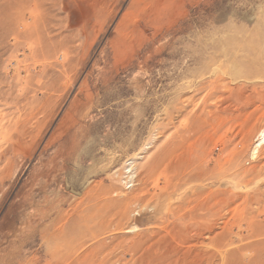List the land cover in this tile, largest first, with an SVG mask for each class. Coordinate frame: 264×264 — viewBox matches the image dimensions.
Instances as JSON below:
<instances>
[{
	"label": "rangeland",
	"instance_id": "374dc122",
	"mask_svg": "<svg viewBox=\"0 0 264 264\" xmlns=\"http://www.w3.org/2000/svg\"><path fill=\"white\" fill-rule=\"evenodd\" d=\"M263 59L264 0H0V264H264Z\"/></svg>",
	"mask_w": 264,
	"mask_h": 264
},
{
	"label": "bare ground",
	"instance_id": "6f19581e",
	"mask_svg": "<svg viewBox=\"0 0 264 264\" xmlns=\"http://www.w3.org/2000/svg\"><path fill=\"white\" fill-rule=\"evenodd\" d=\"M264 60V59H263ZM259 62V61H258ZM259 65V64H258ZM264 69V68H263ZM260 70V69H259ZM258 79V78H257ZM219 86V85H218ZM249 86V85H248ZM253 87H256V86H253ZM247 88V87H246ZM254 89V88H253ZM242 90V88L240 89V91ZM251 92H253V91H250L249 93H251ZM254 92H256L255 91V89H254ZM258 92V91H257ZM256 94V93H255ZM263 94V93H262ZM247 96V95H246ZM250 96H251V94H250ZM250 96H248V97H250ZM247 97V98H248ZM252 99V98H251ZM256 100V99H255ZM253 104H254V102H253ZM246 129V128H245ZM245 131V130H244ZM259 133V138H258V143L255 145V147L253 148V152H252V155L253 156H257V154H258V151H259V147H261V146H263L264 145V126H262L260 129H259V131H258ZM173 153V152H172ZM173 155V154H172ZM171 154L169 155V157H171L170 158V162H169V168H168V170L171 172V178L173 179L174 177L175 178H179L178 180H180V179H182V174H183V168H181V167H177V163H175V159L173 158V156H172ZM175 157V156H174ZM176 159H178L177 157H176ZM169 160V159H168ZM168 167V166H167ZM187 170V169H186ZM191 170V169H190ZM201 172V171H200ZM208 172V171H207ZM210 172V171H209ZM180 174V175H179ZM198 174H200V173H198ZM211 174V173H210ZM202 175L204 176V174H203V172H202ZM213 175H214V173H213ZM213 175H211V176H213ZM211 176H209V177H211ZM168 179V178H167ZM191 179V178H190ZM203 179V178H202ZM178 180H176L175 179V182H178ZM192 180V179H191ZM214 180H216V179H214ZM168 181V180H167ZM249 181V180H248ZM168 183V182H167ZM172 184V183H171ZM170 184V185H171ZM208 185V184H207ZM211 186V185H210ZM177 189V188H176ZM211 189V188H210ZM196 190V189H195ZM213 190V189H212ZM216 191H218V190H216ZM212 192L211 190L210 191H206V192H204V193H200V194H195V198L193 199L195 202H194V205L192 206V209H194V210H198V211H201V213H203V212H207V213H211V214H214V213H218V211H220V210H222L223 208H225V207H227L228 206V202H227V200L225 199V198H222V197H220L219 198V195H218V193L217 192ZM188 195V194H187ZM190 197V196H189ZM232 198V197H231ZM185 199V198H184ZM229 199V198H228ZM190 200V199H189ZM188 200V203L190 202ZM192 200V199H191ZM231 201L233 200V199H230ZM187 201V200H186ZM230 202V201H229ZM234 203V202H233ZM191 206V205H190ZM187 207L189 208V206L187 205ZM188 208H187V210H188ZM185 209V208H184ZM193 210V211H194ZM226 210V209H225ZM190 211V210H189ZM188 211V212H189ZM197 211V212H198ZM196 212V213H197ZM216 213V214H217ZM198 215V214H197ZM200 215H202V214H200ZM204 217V216H203ZM202 219H204V218H202ZM208 219H210V217H208ZM214 219V218H213ZM213 219H210V220H213ZM207 222V221H206ZM205 223V222H204ZM211 223H215V222H211ZM200 225H202V224H200ZM207 225V224H206ZM203 226H205V225H203ZM211 226H213V225H211ZM201 227V226H200ZM206 228V227H205ZM213 235V234H212ZM214 240V239H213ZM189 246V245H188ZM192 246V245H191ZM214 247V246H213ZM212 247V248H213ZM204 251V250H203ZM205 254V253H204ZM212 255V254H211ZM208 258V257H207Z\"/></svg>",
	"mask_w": 264,
	"mask_h": 264
}]
</instances>
